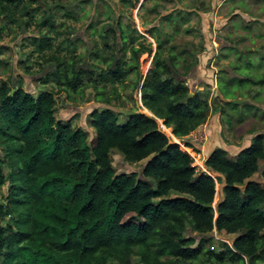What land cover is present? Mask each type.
Instances as JSON below:
<instances>
[{
  "label": "trees",
  "instance_id": "1",
  "mask_svg": "<svg viewBox=\"0 0 264 264\" xmlns=\"http://www.w3.org/2000/svg\"><path fill=\"white\" fill-rule=\"evenodd\" d=\"M42 1L48 5V0H0V16L26 28ZM152 11L159 14L155 6ZM176 13L161 16L162 22L176 25L171 34L163 37L158 31L155 36L156 26L147 32L156 51L135 88L152 115L131 111L119 123L114 110L92 109L87 116L94 130L90 139L71 118L56 119V94L66 92L71 98L82 93L87 74L98 90L96 98L108 103L110 97L97 88L98 81L109 83L112 90L123 85L131 71L137 72L139 54L151 52V42L135 45L144 38L136 29L124 30L116 21L122 55L112 54L113 63L97 73V80L91 77L93 70L77 68L71 58L61 62L57 53L51 56L56 61L55 92L34 94L0 80V186L9 182L0 200V264H256L264 254V185L251 179L264 160L263 135L256 134L234 156L220 147L208 155L205 167L221 174L224 183L223 199L213 209L216 179L196 170L189 154L159 126L161 120L181 141L206 122L211 110L219 109L214 99L191 93L185 82L197 61L191 60V47L168 44L179 30L182 12ZM34 22L38 28H54L46 13ZM105 31L117 34L112 27ZM40 38L36 51L42 53L51 47V38ZM57 50L74 52L75 46L60 42ZM231 94L225 87L224 97ZM224 104L235 103L230 99ZM113 150L128 163L146 162L142 177L117 173ZM214 228L237 236L231 245L219 241L214 248Z\"/></svg>",
  "mask_w": 264,
  "mask_h": 264
},
{
  "label": "rangeland",
  "instance_id": "2",
  "mask_svg": "<svg viewBox=\"0 0 264 264\" xmlns=\"http://www.w3.org/2000/svg\"><path fill=\"white\" fill-rule=\"evenodd\" d=\"M130 1L133 5L129 3ZM183 2L181 0H169V2L160 0H48V5L45 6L43 1L41 2L40 9L35 12L32 22L26 28L23 25L10 23L4 16H0V28H2L0 31V80L7 81L10 86L21 85L23 89L34 94L40 90L53 89L55 92L57 86L52 72L56 67V61L51 56L56 53L61 62L65 61L63 57L71 58L76 62L77 68L93 70L91 77L97 80V73L108 69L113 63L112 54L116 53V58L122 55L121 50V54L117 51L121 48L119 28L116 25V21L119 20L124 30L129 31L134 28L144 36L135 42L136 46H139V41L151 42V52L139 54L137 72L131 71L123 85H117V83L115 89L112 90L109 83L98 81L97 88L102 87L104 93L110 97L108 103L96 98L98 90L93 86V81L87 80L88 75L85 74L83 81L86 85L82 88V93H72L71 98L66 92L56 94L54 114L57 120L71 118L72 125L86 130L89 139L94 136V130L87 121V116L92 109L110 108L114 110L118 114L119 123H124L131 111L149 115V112L142 106L139 87L135 88L136 80L140 75L145 76L156 51V43L147 33L148 30L156 26L155 36L158 31H161L160 34L164 37L171 34L176 25L164 20L162 22L163 14L171 11L176 13L181 9H194L201 12L210 9L209 0H183ZM57 3L62 6L59 10L55 6ZM153 6L159 10L158 15L152 11ZM235 8L242 15L246 14V19L243 20L236 14L232 16L231 24L228 22L223 27L222 23L228 21L224 20L217 25L220 26L219 28L211 20L206 21L201 13L196 14L193 11L187 16L180 15L179 30L168 43L176 48L184 46L192 48L191 60L196 59L197 64L185 78V82L191 93L199 91L208 96L209 101L214 99L213 105L216 104L219 109L211 110L206 122L181 141L172 135L170 128H168L170 132L164 129L162 121L158 120L161 130L169 139L179 143L180 149L189 154L195 169L209 173L216 179L215 194L211 204L213 209L223 199L224 183L221 174L211 172L205 167L208 155L216 147H220L227 151L229 156H234L241 149L249 146L256 134L260 133L264 138V0H237L235 5L227 10ZM45 13L51 17L54 24L53 29L47 25L38 28L34 22L35 18L42 17ZM182 16L186 18L185 22ZM109 27L117 33L115 36L111 31H105ZM185 29L189 30V33H185ZM45 35L51 38V47L41 53L36 51V48L40 37ZM212 41L217 42L218 45L213 44ZM60 42H63V45L68 43L71 47L75 46V51L57 50ZM207 42L212 43L213 46L207 48L205 46ZM231 47L240 53L229 50ZM176 50L174 54L178 53ZM206 53L208 57H203ZM96 54L99 56L95 57ZM163 54L168 56L169 53L164 51ZM100 56L106 57V60L102 61ZM129 56L130 53L127 50L124 57L128 59ZM181 65L178 66L181 68ZM231 79L233 80L230 82ZM237 79L244 81L239 84ZM225 87L230 89L233 97H224ZM114 92L118 95L116 96ZM230 99L235 104H224ZM233 143L236 148L230 147ZM235 150L237 152H234ZM111 158L117 173L136 172L142 177L141 170L146 162L128 163L124 160L123 154L117 150L111 152ZM9 173L10 169L6 168L5 174ZM251 179L264 185V160L260 162V169L252 175ZM8 186L9 182L0 186V200L7 195ZM238 186L240 189L244 187L243 184ZM261 208L263 209L264 205ZM188 235L193 234L188 231ZM211 236L214 241L213 246L216 248L219 241L231 245L237 234H228L214 228ZM136 260L133 258L134 263L137 262ZM256 264H264L263 253L257 259Z\"/></svg>",
  "mask_w": 264,
  "mask_h": 264
},
{
  "label": "crops",
  "instance_id": "3",
  "mask_svg": "<svg viewBox=\"0 0 264 264\" xmlns=\"http://www.w3.org/2000/svg\"><path fill=\"white\" fill-rule=\"evenodd\" d=\"M169 2V1H168ZM181 2H183V0H181ZM237 2V0H209V3H210V9L206 10V11H203L201 12L200 10H194V9H190V10H183L181 9V14L182 15H189L191 14V12L193 13V11L196 12V14H203L204 16V19L206 21H209L211 20L217 28H219L220 26H217L219 25L220 22H223L224 20H228L227 22H223L222 23V26L225 27V25L229 22L231 24V19H232V16H236V14L239 15L240 18H242L243 20L246 19V14L243 13V15L241 14V12L238 11V9H230V10H227V8L235 5V3ZM183 4L185 5V3L183 2ZM239 7V6H238ZM227 10V11H226ZM172 12V11H171ZM246 12V11H244ZM168 13V12H167ZM187 13V14H186ZM180 14V15H181ZM164 15V14H163ZM230 18V19H229ZM202 31L204 32V29H202ZM213 44H217V42L215 41H212ZM212 43L210 42H207V44H205V46L207 48H210L212 45ZM203 57H208V54H203ZM202 61H204V58H202ZM205 125V124H204ZM209 127V126H208ZM210 128V127H209ZM230 147H235V143H233ZM211 152V151H210ZM234 152H237V150H235ZM207 157V156H206ZM220 175V174H219ZM223 179V178H222Z\"/></svg>",
  "mask_w": 264,
  "mask_h": 264
},
{
  "label": "water",
  "instance_id": "4",
  "mask_svg": "<svg viewBox=\"0 0 264 264\" xmlns=\"http://www.w3.org/2000/svg\"><path fill=\"white\" fill-rule=\"evenodd\" d=\"M142 1H143V0H142ZM147 71H148V70H147ZM147 71H146V73H147ZM146 73H145V74H146ZM146 110H147V109H146ZM147 111H148V110H147ZM148 112H149V111H148ZM149 115H152V114L149 112ZM163 126H164V125H163ZM211 206H212V205H211Z\"/></svg>",
  "mask_w": 264,
  "mask_h": 264
},
{
  "label": "bare ground",
  "instance_id": "5",
  "mask_svg": "<svg viewBox=\"0 0 264 264\" xmlns=\"http://www.w3.org/2000/svg\"><path fill=\"white\" fill-rule=\"evenodd\" d=\"M162 126H163V125H162ZM163 128L166 129L168 132H170L166 127L163 126ZM166 130H165V131H166Z\"/></svg>",
  "mask_w": 264,
  "mask_h": 264
}]
</instances>
